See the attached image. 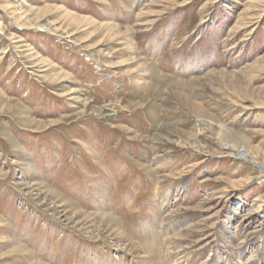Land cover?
<instances>
[{
    "label": "rangeland",
    "instance_id": "374dc122",
    "mask_svg": "<svg viewBox=\"0 0 264 264\" xmlns=\"http://www.w3.org/2000/svg\"><path fill=\"white\" fill-rule=\"evenodd\" d=\"M263 170L264 0H0V264H264Z\"/></svg>",
    "mask_w": 264,
    "mask_h": 264
},
{
    "label": "bare ground",
    "instance_id": "6f19581e",
    "mask_svg": "<svg viewBox=\"0 0 264 264\" xmlns=\"http://www.w3.org/2000/svg\"><path fill=\"white\" fill-rule=\"evenodd\" d=\"M201 117V116H200ZM221 130V129H220ZM232 149H234V148H232ZM228 150H231L230 148H228ZM233 152H235V150H232ZM250 155V154H249ZM248 156V155H247ZM249 157V156H248ZM251 158V157H250ZM252 160V159H251ZM252 164H254V165H259L257 162H253V160H252ZM264 171V170H263ZM77 217V216H76ZM109 220V219H108ZM111 220V219H110ZM113 220V219H112ZM108 222V221H107ZM111 221H109V223H110ZM113 222V221H112ZM111 222V223H112ZM116 225V224H115Z\"/></svg>",
    "mask_w": 264,
    "mask_h": 264
}]
</instances>
